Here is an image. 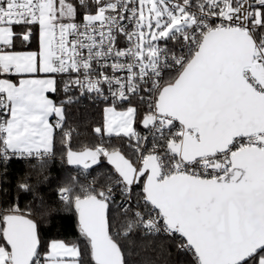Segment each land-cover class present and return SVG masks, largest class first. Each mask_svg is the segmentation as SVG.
<instances>
[{
    "label": "snow or ice",
    "instance_id": "obj_1",
    "mask_svg": "<svg viewBox=\"0 0 264 264\" xmlns=\"http://www.w3.org/2000/svg\"><path fill=\"white\" fill-rule=\"evenodd\" d=\"M86 94L111 99L93 129L108 141L77 151L67 106ZM57 131L84 247L44 240L59 207L8 204L0 264H133L135 234L156 254L139 264H168V245L264 264V0H0V184L13 158L43 173Z\"/></svg>",
    "mask_w": 264,
    "mask_h": 264
},
{
    "label": "trees",
    "instance_id": "obj_2",
    "mask_svg": "<svg viewBox=\"0 0 264 264\" xmlns=\"http://www.w3.org/2000/svg\"><path fill=\"white\" fill-rule=\"evenodd\" d=\"M35 47L36 42L33 41L32 48L35 49ZM52 98L55 102L60 103L64 99L63 91L52 94ZM107 106L103 103L90 102L81 97L78 102L67 106L66 127L74 129L71 141L73 150L78 151L83 147L108 141L107 136H99L93 131L94 127L102 126L103 110ZM137 129L141 132L144 131L139 125H137ZM113 142H116L115 138H113ZM55 152V158L43 173L38 168L30 169L28 161L23 159H13L7 162V176L0 187V207H6L8 204L15 206L18 203L22 210H27L29 206H39L41 199L48 205L59 207L60 210L50 221L44 220L41 222V235L44 240L47 242L62 240L69 243H79L81 247H84L82 237L79 234L76 215L65 210L58 198L57 189L65 183L66 179L82 172L80 168H71L66 160L62 159L65 150L60 142L59 131L56 135ZM109 167L107 162L104 161L101 166L94 167V171ZM26 174H30L29 182L34 186L33 191L18 192L17 181ZM45 175L48 176L47 180L44 179ZM112 214H115L114 211ZM152 239L151 237H141L139 234H135L125 242L126 250L130 253L128 258L133 264H139L149 255H156L152 252L153 245L149 243ZM159 242L157 239L154 244L158 245ZM167 247L171 254H166L162 258L166 259L168 264H189L190 255L178 252L174 245H168Z\"/></svg>",
    "mask_w": 264,
    "mask_h": 264
},
{
    "label": "built area",
    "instance_id": "obj_3",
    "mask_svg": "<svg viewBox=\"0 0 264 264\" xmlns=\"http://www.w3.org/2000/svg\"><path fill=\"white\" fill-rule=\"evenodd\" d=\"M75 94L78 95V93H75ZM81 98H85L86 100H88L90 102L103 103V104H106L108 106H110V103H111V99L110 98H109V100L106 101L103 98L95 96V95H87L86 94V95L82 96ZM55 121H56V119L54 120V123H55ZM13 159H17V158H13ZM13 159H11V160H13ZM1 185L2 184H0V187H1Z\"/></svg>",
    "mask_w": 264,
    "mask_h": 264
},
{
    "label": "crops",
    "instance_id": "obj_4",
    "mask_svg": "<svg viewBox=\"0 0 264 264\" xmlns=\"http://www.w3.org/2000/svg\"><path fill=\"white\" fill-rule=\"evenodd\" d=\"M50 98H52V94H50ZM54 117L55 116L50 117V122L54 123V120L56 119V117H55V119L53 120ZM60 241H62V240H60ZM64 242H66V241H64ZM66 243H69V242H66ZM69 244H72V243H69Z\"/></svg>",
    "mask_w": 264,
    "mask_h": 264
},
{
    "label": "water",
    "instance_id": "obj_5",
    "mask_svg": "<svg viewBox=\"0 0 264 264\" xmlns=\"http://www.w3.org/2000/svg\"><path fill=\"white\" fill-rule=\"evenodd\" d=\"M71 168H78L77 166H72V165H69ZM94 167H96V166H94Z\"/></svg>",
    "mask_w": 264,
    "mask_h": 264
},
{
    "label": "rangeland",
    "instance_id": "obj_6",
    "mask_svg": "<svg viewBox=\"0 0 264 264\" xmlns=\"http://www.w3.org/2000/svg\"><path fill=\"white\" fill-rule=\"evenodd\" d=\"M119 110V109H118Z\"/></svg>",
    "mask_w": 264,
    "mask_h": 264
}]
</instances>
